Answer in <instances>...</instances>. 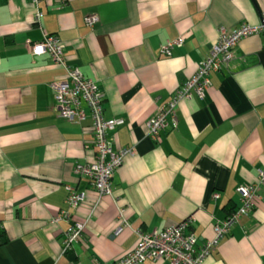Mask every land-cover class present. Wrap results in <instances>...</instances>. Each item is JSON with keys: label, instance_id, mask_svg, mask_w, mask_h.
<instances>
[{"label": "crops", "instance_id": "1", "mask_svg": "<svg viewBox=\"0 0 264 264\" xmlns=\"http://www.w3.org/2000/svg\"><path fill=\"white\" fill-rule=\"evenodd\" d=\"M38 8L36 23L27 0H0V264H111L134 248L136 230L190 215L197 245L212 238L240 205L236 188L264 169V31L237 43L203 98L178 103L175 127L152 139L146 121L192 77L220 29L260 22L264 0H40ZM89 14L98 16L92 26ZM44 33L59 37L66 63L104 94V117L123 119L110 138L134 152L115 171L111 196L75 170L94 160L92 122L58 115L52 84L64 70L32 53ZM178 36L182 46L161 54ZM69 187L85 193L75 209ZM259 193L202 264H264V185ZM62 211L86 225L66 253L68 222H51ZM120 215L128 226L114 234Z\"/></svg>", "mask_w": 264, "mask_h": 264}, {"label": "built area", "instance_id": "2", "mask_svg": "<svg viewBox=\"0 0 264 264\" xmlns=\"http://www.w3.org/2000/svg\"><path fill=\"white\" fill-rule=\"evenodd\" d=\"M34 8V21L40 22L41 11L38 8L40 0H27ZM87 25L92 26L98 21L96 14L86 15ZM264 31V13L258 24L241 23L230 31L220 29L216 42L209 54L198 63L196 72L181 85L170 100L158 107L156 113L146 121L147 134L156 139L161 130L177 124L176 106L185 98L194 94L203 98L206 89L211 85L209 75L220 71L233 58V49L237 43L250 35ZM184 38L178 36L167 40L160 46L163 55H171L175 47L183 44ZM32 53L40 55L47 53L51 60L63 68L64 74L60 80L52 84L55 108L58 115L68 121L82 122L87 117L91 119L93 131V144L95 148L94 160L85 164H76L75 170L86 177L96 189L99 196L113 194L112 178L124 158L134 152L132 147L114 149L110 132L123 123L121 118L106 119L103 115L104 94L98 89L96 83L85 78L81 71L66 63L63 53V43L54 34L44 33L40 41L31 45ZM87 106L85 107L84 104ZM86 109L89 111L87 114ZM260 185H264V169L259 170L258 179L252 184L239 185L236 190L240 205L231 211L223 220L217 221L213 226L214 235L200 245H197L196 235L189 230L194 221L192 215L179 222L166 226L163 230L145 232L136 230L137 242L132 250L111 264H141L146 260L156 261L163 259L168 264H202L205 258L217 248L221 238L227 235L238 219L247 215L261 199ZM217 193L214 197H218ZM85 200V193L76 192L69 187L66 203L75 209ZM121 212V211H120ZM63 218L68 222L64 230L62 252L70 251L82 236L85 224L73 222L71 214L62 211L51 219L57 222ZM128 222L120 215L119 225L114 234L119 233Z\"/></svg>", "mask_w": 264, "mask_h": 264}]
</instances>
